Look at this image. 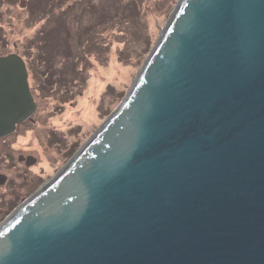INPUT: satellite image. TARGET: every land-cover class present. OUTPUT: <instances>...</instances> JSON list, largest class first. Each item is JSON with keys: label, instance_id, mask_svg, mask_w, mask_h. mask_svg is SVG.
<instances>
[{"label": "water", "instance_id": "obj_1", "mask_svg": "<svg viewBox=\"0 0 264 264\" xmlns=\"http://www.w3.org/2000/svg\"><path fill=\"white\" fill-rule=\"evenodd\" d=\"M36 105L0 58V138ZM0 264H264V0H178L115 110L0 223Z\"/></svg>", "mask_w": 264, "mask_h": 264}, {"label": "rangeland", "instance_id": "obj_2", "mask_svg": "<svg viewBox=\"0 0 264 264\" xmlns=\"http://www.w3.org/2000/svg\"><path fill=\"white\" fill-rule=\"evenodd\" d=\"M177 1L60 0L58 13L62 15L57 16L56 26L20 23L6 28L11 30V40L19 44L18 51L28 44L30 64L40 51L44 65L56 68L62 82L67 76L71 78L72 89L62 84L61 97L72 93L74 110L66 108L53 118L56 123L60 120L62 129L70 128L61 130L62 158L55 169L42 172L45 181L64 166L121 102ZM14 14L23 15L16 10ZM46 33L48 39L41 46L40 38ZM34 95L42 117L56 97L48 105L43 95ZM72 145L75 147L68 153L65 149ZM45 181L37 182L31 195ZM28 198L9 208L0 223Z\"/></svg>", "mask_w": 264, "mask_h": 264}, {"label": "flooded vegetation", "instance_id": "obj_3", "mask_svg": "<svg viewBox=\"0 0 264 264\" xmlns=\"http://www.w3.org/2000/svg\"><path fill=\"white\" fill-rule=\"evenodd\" d=\"M59 1L53 3V0H0V58L14 54L23 61L29 90L36 105L29 118L16 125L11 134L0 138V219L5 217L9 208L13 209L17 201L30 197V191L37 182L45 181V178L41 177L42 172L51 167L55 169L61 160L62 145L59 137L61 130H68L70 127L62 129L64 126H61L60 120L57 119L56 123L53 118L59 116L58 114L66 108L74 110L72 104L75 102L72 93L61 97L62 84L72 89L71 78L64 77L66 80L63 79L62 82L56 76V68L44 65V55L40 51L37 59L30 64L28 44L24 50L18 51L19 44L11 40V30L6 28L20 23H33L41 27L47 24L56 26L57 16L62 15L58 13ZM15 10L23 15L18 17V14H14ZM34 92L43 95L48 105L49 101L56 97L54 101H50L51 105L42 117L38 115L40 104L35 100ZM73 147L75 145L65 150L70 153Z\"/></svg>", "mask_w": 264, "mask_h": 264}, {"label": "trees", "instance_id": "obj_4", "mask_svg": "<svg viewBox=\"0 0 264 264\" xmlns=\"http://www.w3.org/2000/svg\"><path fill=\"white\" fill-rule=\"evenodd\" d=\"M53 29L54 28H52L51 30H53ZM48 35H49V33H46V34H44L43 38H40V40H41V46H42V44H45V42L47 41Z\"/></svg>", "mask_w": 264, "mask_h": 264}]
</instances>
